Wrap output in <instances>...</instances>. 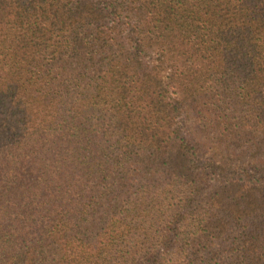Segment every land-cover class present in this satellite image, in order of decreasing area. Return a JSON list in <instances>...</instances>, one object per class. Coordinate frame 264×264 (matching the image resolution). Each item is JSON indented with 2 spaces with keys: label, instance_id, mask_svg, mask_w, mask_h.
<instances>
[{
  "label": "trees",
  "instance_id": "1",
  "mask_svg": "<svg viewBox=\"0 0 264 264\" xmlns=\"http://www.w3.org/2000/svg\"><path fill=\"white\" fill-rule=\"evenodd\" d=\"M0 264H264V0H0Z\"/></svg>",
  "mask_w": 264,
  "mask_h": 264
}]
</instances>
